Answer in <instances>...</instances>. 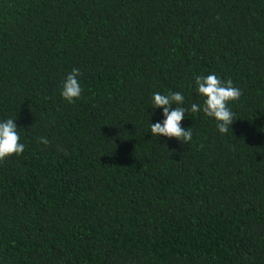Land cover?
I'll list each match as a JSON object with an SVG mask.
<instances>
[{
  "label": "trees",
  "instance_id": "16d2710c",
  "mask_svg": "<svg viewBox=\"0 0 264 264\" xmlns=\"http://www.w3.org/2000/svg\"><path fill=\"white\" fill-rule=\"evenodd\" d=\"M209 74L242 93L228 132L189 110L191 141L151 136L153 94L190 109ZM9 118L0 264H264V0H0Z\"/></svg>",
  "mask_w": 264,
  "mask_h": 264
},
{
  "label": "clouds",
  "instance_id": "9594fccd",
  "mask_svg": "<svg viewBox=\"0 0 264 264\" xmlns=\"http://www.w3.org/2000/svg\"><path fill=\"white\" fill-rule=\"evenodd\" d=\"M80 74L78 68H73L62 82L60 95L69 104L81 95L82 88L78 80ZM194 84L198 96L202 98V104L193 103L190 109L179 106L184 102V96L179 92H170L166 95L158 92L153 94L152 108H162L164 119L151 124V136L175 138L182 144L191 141V127H181V121L185 118L186 111L189 110L192 113L202 112L205 117L214 119L219 133L228 132L235 121L234 113L228 104L240 98L241 90L233 85L231 79L222 81L215 74L196 76ZM173 105L176 106L173 107ZM15 120L16 118H9L0 122V162L12 155H20L25 149V145L20 142ZM39 139L45 145L49 143L45 137Z\"/></svg>",
  "mask_w": 264,
  "mask_h": 264
}]
</instances>
